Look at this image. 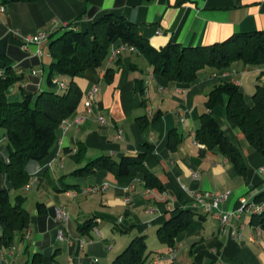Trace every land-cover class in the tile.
<instances>
[{"label":"crops","instance_id":"obj_1","mask_svg":"<svg viewBox=\"0 0 264 264\" xmlns=\"http://www.w3.org/2000/svg\"><path fill=\"white\" fill-rule=\"evenodd\" d=\"M1 3V0H0ZM0 14V51L23 63L25 79L33 69L40 71L38 87L46 88L49 41L24 47L22 36L40 31L59 32L67 25L92 30L104 13L115 10L135 22L140 34L160 48L173 41L185 46L209 45L224 41L234 33L264 30V0H36L4 4ZM122 42L117 40L112 47ZM42 48L45 53L37 55ZM115 69L108 81L105 70L79 79L84 97L69 126L57 128V141L43 160L28 164L30 182L12 189L14 204L24 197L23 206L31 215L29 233L20 231L10 245L1 242L0 264H34L35 254L42 264H112L115 257L136 236L145 235L152 251L147 264H264V228L260 234L252 215L241 211L234 224L222 226L212 214L197 207L198 193H228L220 203L224 212L241 207L242 199L252 201L264 191V156L250 144L242 130L231 122L224 105L213 115L225 135L242 150L247 171L237 173L229 159L208 149L195 139L206 110V98L213 87L233 81L241 87L247 104H253L258 82L264 85V66L236 61L225 72L206 68L191 83L169 80L151 71L148 61L136 51H124L109 58ZM100 86L91 111L84 105L87 92ZM20 82L7 90L10 101L22 99ZM29 89L25 88V93ZM102 115L106 124L99 121ZM177 130L182 139L176 149L169 147V134ZM146 152L145 163L162 181L163 190L148 188L143 173L117 177L100 169L94 174L74 171L88 161L107 154L119 160L124 155ZM6 150L0 147V159ZM7 185L1 171L0 188ZM106 185V186H105ZM98 186L87 194L85 187ZM38 203L46 211L39 213ZM70 215L66 228L73 238H93L80 247L58 240L57 208ZM191 209L197 214L191 225L176 237L175 256L156 261L171 250L157 237V229L176 211ZM92 221L89 233L80 226Z\"/></svg>","mask_w":264,"mask_h":264},{"label":"trees","instance_id":"obj_2","mask_svg":"<svg viewBox=\"0 0 264 264\" xmlns=\"http://www.w3.org/2000/svg\"><path fill=\"white\" fill-rule=\"evenodd\" d=\"M15 1L1 0V4ZM49 35V54L52 58L47 76V87H38L39 77L28 76L31 83L26 87L24 65L16 66L11 56L0 51V147L5 148L6 157H1V171L7 185L0 188L1 242L12 244L16 233L30 228L31 215L23 206L24 197L18 196L16 203L10 199L12 189H20L30 182L28 164L43 160L57 141V128L75 113L84 97L79 79L105 70V78L112 81L115 69L108 67L112 45L120 40L134 46L137 53L149 63L151 71L169 80L191 83L200 71L210 68L217 73L227 71L234 62L242 61L249 66H264V30L238 32L224 41L209 45L185 46L170 41L157 48L141 34L138 25L115 10L104 13L92 26V30L76 29L67 25L62 32ZM121 55V54H120ZM118 55V56H120ZM117 56V57H118ZM22 69V73L18 71ZM54 77H65L68 86L60 90ZM20 82L22 99L10 101L7 90ZM37 95V97H35ZM253 104H247L241 87L233 81H223L213 87L206 98V110L201 115V127L196 130L195 139L208 149L225 155L237 173L245 175L247 165L239 145L230 140L213 115L217 105H224L228 118L237 125L252 147L264 156V85L256 84ZM169 147L176 149L182 137L173 129L169 134ZM146 152L124 155L119 160L103 154L88 161L74 171L76 175L94 174L106 169L117 177H132L143 173L148 188L163 190L160 178L145 163ZM254 200H264V191ZM39 213L46 211L45 204L38 203ZM197 213L191 209L176 211L157 229L161 243L174 249L176 237L193 222ZM252 223L264 228V211L252 215ZM92 221L82 226V233H89ZM152 251L148 248L145 235L134 237L115 257L112 264H147ZM34 264H42V255L35 254Z\"/></svg>","mask_w":264,"mask_h":264},{"label":"built area","instance_id":"obj_3","mask_svg":"<svg viewBox=\"0 0 264 264\" xmlns=\"http://www.w3.org/2000/svg\"><path fill=\"white\" fill-rule=\"evenodd\" d=\"M6 11V8L3 4L0 3V14H3ZM50 31H40L37 34L34 35H28V36H22L19 31L15 30L13 31V35L19 36L23 38L24 47L29 48L31 44H41L46 43L49 41V35ZM136 51L137 49L134 46L126 45V44H119L118 46L112 47L111 50V58H115L118 55H120L124 51ZM45 51L42 48H39L36 51L37 55H43ZM19 73H22V69L18 71ZM33 75H39L40 71L38 69H33L31 71ZM54 83L57 84L60 90H65L68 86V81L66 79H62L60 77H54L53 79ZM100 86L98 84H95L86 94L85 96V102L84 105L88 108L89 111H91V105L92 102L96 100L97 95L99 93ZM99 121L102 124H106V119L104 116H99ZM65 127L69 126V121L64 120L62 123ZM106 186V185H105ZM98 186H92V187H85L81 190V193L87 194L92 190L98 189ZM228 193H221V194H211V193H198L195 195L194 200L197 204V207L201 209L206 214H212L216 217V219L219 220L220 224L222 226H230L234 224L235 219L239 217V214L241 211H247L251 213V215H258L264 211V200L261 202H257L255 200L249 201L242 199L241 201V207L233 212H224L220 208V203L223 202L227 198ZM55 218L57 222L59 223V227L57 229V238L58 240L65 241L69 245H73L74 243H78L80 247H83L88 242H93V238H73L70 234H67L66 228L69 223L70 215L69 212L64 208L60 207L57 208L55 211ZM255 228L257 230V233L260 234L262 231V226L260 224H256ZM26 233H29V229L26 231ZM175 256V250H171L167 255H157L156 261H162L166 260L168 258H172Z\"/></svg>","mask_w":264,"mask_h":264},{"label":"rangeland","instance_id":"obj_4","mask_svg":"<svg viewBox=\"0 0 264 264\" xmlns=\"http://www.w3.org/2000/svg\"><path fill=\"white\" fill-rule=\"evenodd\" d=\"M62 32V30H60L58 33H56L55 35H54V37H56V36H58L60 33ZM60 78H62V79H66L67 80V78H65V77H60ZM68 81V80H67ZM45 86H47V83H46V79H45Z\"/></svg>","mask_w":264,"mask_h":264},{"label":"water","instance_id":"obj_5","mask_svg":"<svg viewBox=\"0 0 264 264\" xmlns=\"http://www.w3.org/2000/svg\"><path fill=\"white\" fill-rule=\"evenodd\" d=\"M35 97H37V95Z\"/></svg>","mask_w":264,"mask_h":264}]
</instances>
